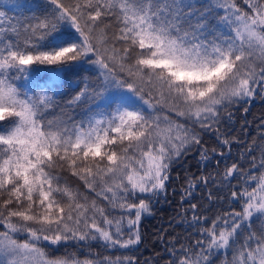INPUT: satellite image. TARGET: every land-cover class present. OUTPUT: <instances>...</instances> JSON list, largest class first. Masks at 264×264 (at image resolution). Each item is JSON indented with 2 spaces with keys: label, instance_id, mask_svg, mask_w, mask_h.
Listing matches in <instances>:
<instances>
[{
  "label": "snow or ice",
  "instance_id": "6c2138e0",
  "mask_svg": "<svg viewBox=\"0 0 264 264\" xmlns=\"http://www.w3.org/2000/svg\"><path fill=\"white\" fill-rule=\"evenodd\" d=\"M10 7L20 5L0 0ZM84 65L94 75L61 108L64 74ZM257 97L264 0H42L21 18L0 10V264H151L134 254L142 219L193 149L202 163L217 156L216 174L187 176L181 200L216 180L231 186L230 210L182 209L196 239L169 241L165 264L221 254V264H264V120L251 141L223 130L234 106ZM81 105V119L68 115ZM207 199L223 198L210 190ZM70 242L87 249L83 259L54 255Z\"/></svg>",
  "mask_w": 264,
  "mask_h": 264
},
{
  "label": "trees",
  "instance_id": "16d2710c",
  "mask_svg": "<svg viewBox=\"0 0 264 264\" xmlns=\"http://www.w3.org/2000/svg\"><path fill=\"white\" fill-rule=\"evenodd\" d=\"M42 0H9L10 5H20V7H10L0 10L7 11L11 17L21 18L31 14V9L34 8L36 3H40ZM198 4L201 0H197ZM238 3L243 4V0H238ZM39 77L46 78V73L41 71ZM84 75H94L88 70V66H80L67 71L62 80L63 87L60 90L61 94L56 97L60 107L63 108L64 102L68 100L73 93V88L77 81ZM43 83V79L40 80ZM78 90V89H77ZM247 107V113L244 112V108ZM84 110V105L78 108L67 110L68 115L73 116L76 120L81 119V115ZM60 111V108L57 109ZM234 119L231 122H226L223 125V130L232 136H238L241 142L251 141L256 137L260 131L258 127L262 120H264V99L257 97L250 104L236 105L233 107ZM203 144L205 147L211 149L218 146V140L215 131H207L203 133ZM240 146L237 144L232 145V151L234 157L238 158ZM227 151V149H224ZM219 152V149H218ZM209 155H212L209 152ZM258 156V153H254ZM230 158L229 162H231ZM217 156H213L211 161L201 162L200 152L193 149L182 161L175 164L171 170V180L168 183L167 191L161 193L160 197L156 199L151 206V214H145L141 223V232L144 236L143 242L136 249L135 255H138L140 260H150L151 264H165L169 256L166 252V248L169 246L168 242L174 237L179 238L180 242H188L195 240L196 237L190 235L193 232L192 228H189L187 224L181 222L182 209H187L190 204L198 203L200 205L201 214L205 216L214 217L218 211H228V199L230 195L231 186L228 188L221 187L217 184L216 180H212L207 187H197L191 197H188L184 201L181 200L182 188L186 186L185 178L187 176H201L207 174H216ZM206 165V166H205ZM243 167H248L244 164ZM223 170L221 165L220 171ZM259 174V173H257ZM66 175V174H65ZM70 183L75 188L79 185L81 191H84L83 185L80 184L75 178H69ZM233 185L237 183L235 179L231 181ZM255 187V183L251 185ZM213 192L216 197H222L223 199H216L209 201L207 195L209 191ZM250 190V189H249ZM91 198V194H90ZM232 207L239 208L238 203L232 205ZM191 212L188 213V218H191ZM257 225L259 221L255 222ZM92 248L95 251H101L96 243L92 244ZM77 253L79 258L83 259L87 249L80 250L75 242H70L66 248L61 247L54 255H63L65 252ZM107 254V253H102ZM230 255V254H229ZM223 254L214 258L213 264H221L223 260Z\"/></svg>",
  "mask_w": 264,
  "mask_h": 264
}]
</instances>
